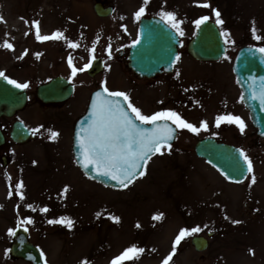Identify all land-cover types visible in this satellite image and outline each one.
<instances>
[{
    "label": "rangeland",
    "instance_id": "obj_1",
    "mask_svg": "<svg viewBox=\"0 0 264 264\" xmlns=\"http://www.w3.org/2000/svg\"><path fill=\"white\" fill-rule=\"evenodd\" d=\"M4 1H8L7 11L18 13L23 19L24 33L16 42L6 28L0 27V44L8 40L14 45L13 49L0 47V71L19 83H28L32 93L39 84L56 75H66L85 86L81 88L83 93H75L60 106L64 121L60 126L53 115L35 105L34 98L21 114L40 130L35 140L20 147L17 160L23 188L18 191L16 185L0 183V264H26L13 260L9 254L13 235L8 230L20 225L30 231V240L41 248L46 264H81L84 260L88 264H111L133 245L143 248L144 252L121 264H162L172 253L180 230L197 225L202 231L183 239L169 264H264V146L251 127L232 71L235 43L256 42L252 30L244 33L240 23L231 21L228 30L231 31L229 40L234 41L229 43L232 50L221 61L197 62L187 54L186 47L197 30L193 22L201 16H209L215 22V15L175 12L177 19L183 21L184 35L179 50L181 58L174 72L149 83L139 79L131 81L129 88L116 85L122 90L132 87L131 97L145 114L174 109L197 127L207 121L208 128H201L199 133L179 129L180 137L171 150L164 149L163 154L149 162L140 179L117 190L91 180L78 168L71 151L72 128L86 109L90 94L97 87L95 83L104 85L106 81L109 89L114 87L117 73L106 51L107 44L117 54L127 39H136L139 20L135 19V13L142 6V0H105L116 9L112 23L124 22L123 32L119 30L118 35L126 39L123 42L117 39L113 44L108 42L107 27L102 25L108 20L100 21L93 11L94 3L102 0ZM243 2L244 14L239 19L248 29L253 26V0ZM213 6L220 11L221 0H216ZM34 20L40 22L46 35L60 30L67 40L80 46L71 48L65 39L38 41L32 25ZM220 27L223 31V25ZM93 46L94 53L90 51ZM36 53L41 55L37 57ZM116 54L114 57H118ZM69 55L78 68H83L95 55V60H105V70L94 79L87 75L89 69L73 77ZM35 57L39 60L36 65L17 72L16 66L33 65ZM126 76L130 77L123 74L122 78L127 82ZM226 114L243 118L247 125L243 133L235 123L223 122L216 126V118ZM57 128L62 134L55 140H45L49 138V130ZM207 135H219L223 142L242 148L250 157L253 173L246 183L230 184L196 158L194 146ZM253 174L255 184L251 183ZM29 204L33 208H28ZM44 207L49 211L42 212ZM159 214H162L160 218H154ZM112 216H118L119 221ZM28 217L33 222L22 224ZM60 217L71 218L73 227L48 222L58 221ZM208 231L215 232V236L208 251L198 254L191 239L196 235L205 236Z\"/></svg>",
    "mask_w": 264,
    "mask_h": 264
},
{
    "label": "snow or ice",
    "instance_id": "obj_2",
    "mask_svg": "<svg viewBox=\"0 0 264 264\" xmlns=\"http://www.w3.org/2000/svg\"><path fill=\"white\" fill-rule=\"evenodd\" d=\"M149 0H144V5L139 8L135 13V19L139 20L145 13ZM201 6L210 7L209 3H203ZM215 23L217 25H223L224 21L221 19V13L218 9H214ZM161 19L175 30L180 36L184 35V30L181 27L182 20L177 19L176 13L171 11L162 10L159 13ZM2 19V17H0ZM210 19L209 16H201L193 23L197 29H200L201 25L205 24ZM32 25L35 27V36L38 41H47L49 39L60 40L65 39L68 46L71 48H78L80 45L77 42L67 40L64 33L60 30L53 32L51 35H42L40 30V22L32 21ZM257 28L255 27V21H253L252 33L254 39L259 41L264 39L257 34ZM27 35V33H26ZM224 37L225 43H234L229 40L230 33L227 30L221 32ZM133 46L140 43V40H134ZM0 47L13 49L14 45L8 40H4ZM95 52V47L90 50ZM252 51V49H249ZM261 54H264V47L256 49ZM26 54V53H25ZM253 56L255 52H252ZM37 57L41 54L36 53ZM108 55L111 57V45L108 46ZM22 58V57H19ZM95 55L91 57V60L86 63L83 68H78L73 62V57L69 55L68 64L71 67V75L75 77L77 73L88 70L92 67V60H95ZM180 53H176L174 61L180 60ZM264 59V56H262ZM177 77L180 75L179 71L176 73ZM0 77L8 80L9 84L14 85L19 89H26L29 87L28 83H19L14 79L8 78L4 72L0 71ZM251 89V99L258 100L261 107H264V77L259 78V87H257L256 78L253 77L252 84L249 86ZM122 98V99H121ZM244 97L241 96V101ZM226 122L228 124H237L241 133L244 132L247 127L242 117L232 114L220 115L216 118V126L219 127L221 123ZM150 124L152 127H144V125ZM42 127V126H41ZM208 128L207 121H202L200 126L190 123L181 114L174 109H163L156 111L152 114H145L141 108L132 103L129 93L124 91H110L107 87V82H104L102 91L95 93V99L91 103V116L87 123V126H81L76 132V144L79 145L80 163L85 169H94L100 176L110 177L111 180L117 181L120 187L126 188L131 184L137 176L144 175L143 169L145 168L148 160L157 153L163 154L165 146L168 150H171L172 145L169 143L177 131V129H187L193 133H199V131ZM39 128L31 129L33 135L39 132ZM49 138L57 139L58 132L49 130ZM239 154L246 163L247 173H253V164L250 157L244 152L243 149H239ZM229 179L232 176L225 173ZM251 183H256V176H251ZM17 190L23 188V181H20L16 185ZM67 192V188H65ZM11 195V193H10ZM21 199H23V192L20 191ZM28 208H33V205H27ZM42 212H47L49 209L44 207ZM99 215V213L97 214ZM159 214L157 217L160 218ZM112 219L119 221L118 216H112ZM31 217H28L21 221L22 224L27 225L32 223ZM49 223H62L66 224L68 228L73 227V221L71 218L60 217L59 220H49ZM233 223H239V221H233ZM139 226V225H137ZM207 227V225H205ZM10 235H15L14 229H9ZM202 231V228L197 225L192 228H182L179 234L176 236L172 253L164 258L162 264H169L172 260L173 254L176 251V246L185 239L187 236ZM143 248H138L135 245L127 248L119 256L115 257L111 264H121L126 259H133L138 254L143 253ZM81 264H88L87 260L81 262Z\"/></svg>",
    "mask_w": 264,
    "mask_h": 264
},
{
    "label": "water",
    "instance_id": "obj_3",
    "mask_svg": "<svg viewBox=\"0 0 264 264\" xmlns=\"http://www.w3.org/2000/svg\"><path fill=\"white\" fill-rule=\"evenodd\" d=\"M95 11L100 16H107L111 9L103 10L100 5L95 6ZM140 43L132 46L129 56V66L140 77L152 78L158 73L171 72L174 66V56L178 52L180 45L179 38L172 29L167 27L158 19L142 20L140 25ZM188 51L190 55L198 61L210 62L222 59L226 53V48L222 35L218 27L212 22H206L197 30L196 36L190 42ZM252 52H255L253 56ZM102 62L97 61L92 70L91 76L101 72ZM234 72L238 82L244 92V104L249 108L254 125L259 129L258 134L264 137V107L260 106L258 100L251 99V89L253 77L256 78L257 87H259V78L264 77V59L262 54L252 49H242L234 64ZM72 95V86L62 78H56L51 83L41 86L38 90V97L45 103L63 102ZM95 99V94L92 100ZM91 100V103H92ZM26 103V94L23 90H18L8 81L0 78V109H5L6 115H11V111L20 110ZM91 103L88 112L76 125L75 134L81 126H87L91 116ZM144 127H152L144 125ZM23 140L25 141L29 134L23 129ZM177 131L169 143L176 139ZM239 149L224 144H218L213 139H206L198 143L196 147L197 155L207 159L219 172H221L229 181L234 183L243 182L248 173L246 163L239 154ZM74 154L76 161L82 171L100 183L107 186L122 189L117 181L110 177L98 175L94 169H85L80 163L79 145L76 144L74 135ZM232 176L229 179L225 175ZM138 177V176H137ZM211 237L212 234H209ZM192 244L196 251L203 252L208 247V241L204 237H195ZM11 254L15 258H20L31 264H44L39 250L29 243L28 234L24 228H18L14 243L11 247Z\"/></svg>",
    "mask_w": 264,
    "mask_h": 264
},
{
    "label": "flooded vegetation",
    "instance_id": "obj_4",
    "mask_svg": "<svg viewBox=\"0 0 264 264\" xmlns=\"http://www.w3.org/2000/svg\"><path fill=\"white\" fill-rule=\"evenodd\" d=\"M158 1V12L160 13L162 10L164 11H171L176 12L177 10L185 12L184 14L190 15L193 13H196L193 9L188 10V4L192 2L193 4L199 3V0H157ZM209 4L215 3L216 0H208ZM222 8L220 10V13L222 16L226 19L234 18V16L238 17V21L240 22L243 29H245L244 33H250L252 30V27L246 29L239 20L241 18V15L244 14V2L243 0H221ZM215 8V7H214ZM214 11V10H211ZM253 21H255V27L257 28V34H259L261 37H264V0H254L253 1ZM229 22V21H228ZM244 36V34H242ZM126 48L123 49V51L119 52L120 59L117 60L118 62V71L117 73L120 74L116 77V80L114 81V84H119L122 87H125V82L123 80V74L125 71H127L129 74H131V77L133 79H136L137 77L127 68V64L124 63V57L127 56V45L125 44ZM253 46L260 48L264 47V39H261L259 41L253 42ZM113 60L116 58H112ZM123 62L124 64H120ZM117 85L118 89H121V87ZM59 105H50V107H53L52 109L54 111H59L60 108ZM21 119L18 114H16L12 118L8 117H0V183L5 182V171L7 168H12L13 172L19 168V151L20 145L15 141L13 138L14 135V125L15 123L19 122ZM28 125V124H27ZM29 126V125H28ZM17 138L18 136L15 135Z\"/></svg>",
    "mask_w": 264,
    "mask_h": 264
},
{
    "label": "bare ground",
    "instance_id": "obj_5",
    "mask_svg": "<svg viewBox=\"0 0 264 264\" xmlns=\"http://www.w3.org/2000/svg\"><path fill=\"white\" fill-rule=\"evenodd\" d=\"M9 5L8 1L2 0L0 3V27L6 28L7 31L13 36L14 40L16 42L20 41V36L24 33V22L23 19L18 15V13H11L7 11ZM41 34L44 35L45 32L41 28L40 25ZM15 33L17 35H15Z\"/></svg>",
    "mask_w": 264,
    "mask_h": 264
}]
</instances>
